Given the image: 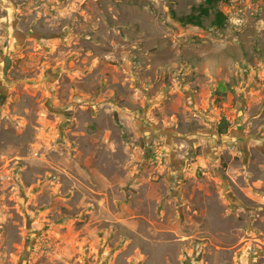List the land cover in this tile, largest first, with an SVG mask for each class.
Segmentation results:
<instances>
[{"label": "rangeland", "instance_id": "374dc122", "mask_svg": "<svg viewBox=\"0 0 264 264\" xmlns=\"http://www.w3.org/2000/svg\"><path fill=\"white\" fill-rule=\"evenodd\" d=\"M0 264H264V0H0Z\"/></svg>", "mask_w": 264, "mask_h": 264}, {"label": "trees", "instance_id": "16d2710c", "mask_svg": "<svg viewBox=\"0 0 264 264\" xmlns=\"http://www.w3.org/2000/svg\"><path fill=\"white\" fill-rule=\"evenodd\" d=\"M202 12H206V10L201 9V10H199L198 14L191 13V14L186 15V16L178 17L177 19L182 23L201 25L202 22H201L200 13H202ZM222 17H223L222 14H219V16H217V18L215 19L214 23L215 24H221L223 22ZM220 133H223V131H221Z\"/></svg>", "mask_w": 264, "mask_h": 264}]
</instances>
